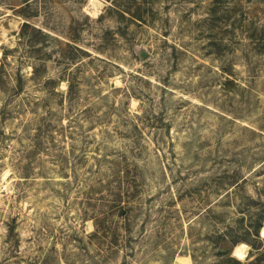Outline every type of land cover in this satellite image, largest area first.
I'll return each mask as SVG.
<instances>
[{
    "label": "rangeland",
    "instance_id": "rangeland-1",
    "mask_svg": "<svg viewBox=\"0 0 264 264\" xmlns=\"http://www.w3.org/2000/svg\"><path fill=\"white\" fill-rule=\"evenodd\" d=\"M0 264H264V0H0Z\"/></svg>",
    "mask_w": 264,
    "mask_h": 264
},
{
    "label": "bare ground",
    "instance_id": "bare-ground-1",
    "mask_svg": "<svg viewBox=\"0 0 264 264\" xmlns=\"http://www.w3.org/2000/svg\"><path fill=\"white\" fill-rule=\"evenodd\" d=\"M238 249V246H236L235 248H234V250H237Z\"/></svg>",
    "mask_w": 264,
    "mask_h": 264
}]
</instances>
